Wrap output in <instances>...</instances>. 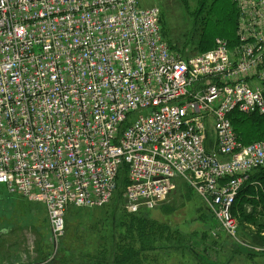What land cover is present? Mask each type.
Listing matches in <instances>:
<instances>
[{"label": "built area", "instance_id": "obj_1", "mask_svg": "<svg viewBox=\"0 0 264 264\" xmlns=\"http://www.w3.org/2000/svg\"><path fill=\"white\" fill-rule=\"evenodd\" d=\"M233 1L236 44L186 58L137 0H0V185L45 205L56 243L70 207L112 202L125 165L129 213L184 179L218 224L212 237L240 243L233 207L264 168V142L243 145L230 115H264V0Z\"/></svg>", "mask_w": 264, "mask_h": 264}, {"label": "rangeland", "instance_id": "obj_2", "mask_svg": "<svg viewBox=\"0 0 264 264\" xmlns=\"http://www.w3.org/2000/svg\"><path fill=\"white\" fill-rule=\"evenodd\" d=\"M137 1L142 9L159 10L160 24L170 48L177 53L186 54V58L212 50L213 43L210 44L207 40L203 47L198 45L199 28L206 22L210 21L205 34L210 42L219 37L230 39L234 35L235 11L230 0H216L213 7L209 4L212 0ZM225 4L229 6L226 20L231 21L234 28H229L224 21L215 23L217 16L220 19L222 12L226 13ZM216 6L217 12L214 10ZM189 41L190 44L185 45ZM218 105L216 103L214 107L217 108ZM259 124L264 125V120L243 118L237 121L241 135H247L250 137L248 140L254 142L264 141V130H258ZM216 141V132L211 125L205 134L206 149L211 150L210 143L213 146ZM261 175L264 176V171L257 177L260 178ZM128 178L129 167L125 165L120 173L121 189L116 192L108 206L97 210L70 207L66 217L65 235L57 243L52 235L45 205L32 203L20 195H11L0 185V263L114 264L111 259L116 254V245L119 247L127 243L135 246L134 243L139 242L137 236L131 234L128 237L122 231L124 226H118L124 218L123 213H128L121 199L129 185ZM193 189L187 180L180 179L176 190L159 208L145 213L150 222L157 223L159 228L167 231L165 239L154 246L161 247L164 251L150 252V260H145V264H208L205 262L209 261L205 248L212 241L204 236L217 227V222ZM116 211L119 212L117 220L108 217ZM238 222L240 225L239 220ZM152 235L153 232L149 236ZM124 238H127L126 242L123 241ZM179 238L183 243H178ZM244 250L247 252L246 248ZM101 254L107 259L110 256L112 258L105 261L100 258ZM213 255L217 256L215 253ZM249 261L247 260L248 264H259L254 260L250 263ZM235 264H241L240 260Z\"/></svg>", "mask_w": 264, "mask_h": 264}, {"label": "trees", "instance_id": "obj_3", "mask_svg": "<svg viewBox=\"0 0 264 264\" xmlns=\"http://www.w3.org/2000/svg\"><path fill=\"white\" fill-rule=\"evenodd\" d=\"M230 1L232 2L233 8H234V11H235V28H234V26H233L231 21H227L226 20L227 15L229 13V10H228L229 6L226 5V4H225L226 13L222 12V15H221V18H220L221 21H220V19L217 16L215 18V23H218V22L222 23L224 21V22H226L228 24L229 28L231 26L234 28V35L231 36L232 38L229 39V38H226V37H223V38L219 37L220 39L226 40L230 44V46H232V45L236 44V42H237V25H238V16H239V14H238V10H237V7H236L235 3L232 0H230ZM209 4H210V7H213L214 5H216V0H212L211 2H209ZM204 5H206V3H204ZM217 6L214 9L216 12H217V10H216ZM209 24H210V21L206 22V24L203 25L202 28H199L200 36L198 37V40H199V44L198 45H199V47H203L204 46V42L207 40L210 44L213 43L212 49H214V47L216 45V40L218 38L215 39V41H213V42H210L207 38H205L206 37L205 34H206V31L208 29V25ZM166 41H168L167 38H166ZM190 42L191 41L187 42L185 45L190 44ZM167 43L169 45V42H167ZM178 53H180V52H178ZM180 54L186 56V54H184V53H180ZM230 118H231L234 130L236 132L235 134H237V137H238L239 141L243 145H246V146L250 145L252 143H255L254 141H249L248 139H250V137H247V135L246 136L241 135V133H240L241 131L239 130V127L237 125V121H238V119H243V118H245V119L254 118V119L264 120V115L261 116L259 114H253V115H246L245 116L244 114H241L239 112H234V113H232L230 115ZM257 127H258V130H260V129L264 130V125H262V124H259ZM262 171H264V169H261V170H258L256 172L251 173L250 176H249L251 181H253L255 179L263 181L264 180V176L261 175L260 178H258L257 174L253 175L254 173H258V175H259L260 172L262 173ZM248 188H249V183H245V185H243V188L241 190L240 195L237 198V202L238 203L240 202V200L242 198H244L246 196L244 194V191H245V189L248 190ZM119 191H120V189H119ZM121 199H122L123 207L125 209L126 205L124 203V192H123V196H122ZM234 210H235V208H234ZM126 211H127V208H126ZM146 215L147 214L142 213V212L138 213V214H132V213H129V212L127 214L123 213V217L124 218H123L122 222L118 226H120L121 228H122V226H124L126 230L124 229L122 231H125V233L128 234V237L131 236V234L137 236L136 238L139 240V242H135L134 243L135 246L133 244L128 245L127 243L125 245L121 244L119 247L116 245V247L114 249L115 250L114 252L116 254L114 256H112L113 258L110 256L107 259L102 254H101L100 258L105 259V261H107V260L110 261V259L112 258L111 260H112V262H114V264H145L146 261L150 260L149 256H148V254L150 252L151 253H156V252H159L158 250L164 251V250H162L161 247L157 248V247H154V246L157 243H159V242H161V241H163L165 239V237L167 235V231L165 229L163 230V229L159 228L157 223L150 222ZM108 217H113L114 220H117L118 217H119V212L116 211L114 214L108 215ZM152 232H153V235L149 236ZM204 237L207 238V239L209 238L207 234ZM127 238H124L123 241L126 242ZM146 240H153V242L149 243ZM178 243H183V240L181 238H179L178 239ZM103 246H105V244ZM205 262H208V261H205Z\"/></svg>", "mask_w": 264, "mask_h": 264}, {"label": "crops", "instance_id": "obj_4", "mask_svg": "<svg viewBox=\"0 0 264 264\" xmlns=\"http://www.w3.org/2000/svg\"><path fill=\"white\" fill-rule=\"evenodd\" d=\"M216 143L213 144L214 147L210 143L213 149L216 147ZM255 174L258 176V173H254L253 175ZM246 183H249L250 189H245L244 194L246 196L244 195L245 197L239 203L237 202L234 213H236L235 215L240 221V228L238 229L239 240L246 244H251L255 250H247V253L244 247L234 243L232 239L222 234L220 242L218 241L216 244L209 243L212 246H206L205 248V252L209 256V262H213L211 264H235L239 260L241 264H248L247 260H254L256 263L264 264V180L255 179L251 181L249 178ZM208 239L211 242V239ZM213 253L217 255V258L214 257ZM32 264L37 263L34 262ZM47 264H56V262H49Z\"/></svg>", "mask_w": 264, "mask_h": 264}, {"label": "bare ground", "instance_id": "obj_5", "mask_svg": "<svg viewBox=\"0 0 264 264\" xmlns=\"http://www.w3.org/2000/svg\"><path fill=\"white\" fill-rule=\"evenodd\" d=\"M163 36H164V33H163ZM164 38H165V36H164ZM174 53H176V54H180V53H177V52H175V51H173ZM182 55V54H181ZM184 56V55H183ZM245 185V184H244ZM121 186H122V183L120 184H118V189H117V191L116 192H118L119 191V189H121ZM243 188V187H242ZM242 190V189H241ZM116 192H115V194H116ZM124 192H125V190H124ZM240 193H241V191H240ZM240 193H239V195H240ZM21 196V195H20ZM115 196V195H114ZM21 197H23V196H21ZM24 198V197H23ZM26 199V198H25ZM124 199H125V193H124ZM32 203H34V202H32ZM39 204V203H38ZM234 208H235V206L233 207V214H234V217H235V219H236V221H237V223H238V229L240 228V225H239V222H238V217L237 216H235V213H234ZM46 212H47V209H46ZM67 214H68V211H67ZM67 214H66V217H67ZM47 217H48V212H47ZM48 221H49V218H48ZM236 221H235V223H236ZM65 222H66V218H65ZM49 224H50V222H49ZM50 228H51V225H50ZM237 229V230H238ZM51 230H52V228H51ZM66 230V229H65ZM238 234H239V230H238ZM52 235H53V233H52ZM54 238V237H53ZM240 246H242V247H244V248H246L248 251L249 250H255V248L253 247V246H251V244L249 245V244H246V243H244V242H241L240 241Z\"/></svg>", "mask_w": 264, "mask_h": 264}, {"label": "flooded vegetation", "instance_id": "obj_6", "mask_svg": "<svg viewBox=\"0 0 264 264\" xmlns=\"http://www.w3.org/2000/svg\"><path fill=\"white\" fill-rule=\"evenodd\" d=\"M206 263L211 264V263H213V262H211V261L209 262V261H208V262H206Z\"/></svg>", "mask_w": 264, "mask_h": 264}, {"label": "water", "instance_id": "obj_7", "mask_svg": "<svg viewBox=\"0 0 264 264\" xmlns=\"http://www.w3.org/2000/svg\"><path fill=\"white\" fill-rule=\"evenodd\" d=\"M125 203H126V204L128 203V200H127V199L125 200Z\"/></svg>", "mask_w": 264, "mask_h": 264}]
</instances>
